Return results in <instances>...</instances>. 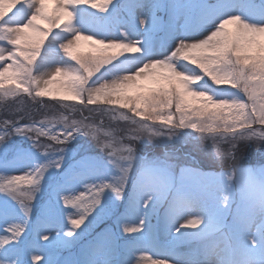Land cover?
<instances>
[{
    "label": "snow or ice",
    "instance_id": "1",
    "mask_svg": "<svg viewBox=\"0 0 264 264\" xmlns=\"http://www.w3.org/2000/svg\"><path fill=\"white\" fill-rule=\"evenodd\" d=\"M22 95L130 127L0 120V264H264V166L209 174L137 147L264 146V0H0V102ZM86 236L75 259L46 254Z\"/></svg>",
    "mask_w": 264,
    "mask_h": 264
},
{
    "label": "rangeland",
    "instance_id": "2",
    "mask_svg": "<svg viewBox=\"0 0 264 264\" xmlns=\"http://www.w3.org/2000/svg\"><path fill=\"white\" fill-rule=\"evenodd\" d=\"M163 1H165V0H163ZM139 2L141 3V4H145V3H151V2H153V0H139ZM206 2H207V0H206ZM255 2L258 4L259 3V0H255ZM141 10H143V9H141ZM92 11H95V10H92ZM10 14V13H9ZM165 19H166V17H165ZM165 35H164V33L163 32H161L160 34H159V37H158V39H160V40H163L162 39V37H164ZM209 82V84L211 85L212 84V82H211V80H209L208 81ZM213 87H216V85H212ZM223 87H228L231 91H235V89H231L230 88V86L229 85H225V86H223ZM49 88H51V89H53L54 91H53V95H57L58 93L55 91V89H57L58 88V85H56V84H53V85H49ZM38 100H39V98H37ZM40 101H42V103L40 102ZM61 102V101H60ZM69 102V101H68ZM70 102H72V101H70ZM61 103H63L64 104V102H61ZM45 104H47V102H45L44 100H43V98H41L40 100H39V102H37V101H33L32 99H30L27 95H22L21 97H18L16 100H12L11 102L10 101H7V102H3L2 103V106H4V108L6 109V111L7 112H9V110L11 109L10 108V106L11 107H17V108H21V107H23L22 108V110H21V113H24V114H28L29 116H37L38 118H33V117H27L25 120H21L20 122L21 123H29V122H31V121H33V120H37V121H39V120H41V119H45V118H48V119H51V118H58V117H53V116H51V115H47L46 114V112L49 110V109H51V107H47V106H45ZM79 105H77V107H78ZM30 107H36V108H33V109H31V110H27V108H30ZM37 107H41V109H38ZM76 107V108H77ZM82 110H84V111H86V113H91V114H96V113H94V112H91V111H89V109H92V108H94L95 106H87V107H84V106H79ZM108 107H111V106H108ZM78 110V109H77ZM121 111H125V110H121ZM54 111H52V113H53ZM74 114H76V113H74ZM77 115V118H74L75 120L76 119H78L77 121H81V120H84V116L81 114V113H77L76 114ZM100 116H103V118H104V120L103 121H105V122H114L115 120H113L112 118H111V114H99ZM129 115H131V114H129ZM69 120H72V119H69ZM84 122L85 123H87V120H84ZM105 122H98V123H96V125H100V126H102L105 130H109V129H112V128H110L108 125H106V123ZM95 125V124H94ZM79 139V138H78ZM81 139H82V141L81 140H79V143L78 144H74V145H71L72 147H77V148H79L80 146H84V147H87V145L89 144V143H91V141H89V140H87V139H85V138H83V137H81ZM45 143H48L49 141H47V140H45L44 141ZM93 147H94V145H93ZM143 147H141V149H142ZM149 153H148V155H146V154H143V155H141L142 157H146L147 159H153V158H156V157H163L164 156V154L165 153H163V154H161V155H155V153L154 152H150V151H148ZM168 153H170V154H172L171 153V150H168L167 151ZM91 154H93V153H91ZM93 155H95V154H93ZM138 155H139V153H138ZM172 156H173V154H172ZM171 163H173V164H175V162H171ZM187 167H189V168H196V169H198L195 165H190V166H187ZM222 172V170H219V171H210L209 173L210 174H218V173H221ZM18 174V173H17ZM186 183H188L189 185H191V186H195L196 185V183H197V181H196V179L195 178H188L187 179V181H186ZM130 188H131V186H130ZM161 207H162V209H161ZM168 207V205H167V203H162V204H158L157 205V208H156V212L159 214V216L158 217H156L155 215L153 216V217H151V223H152V225L153 226H155L156 224H157V219H163V217H164V212H165V209ZM228 220H229V222L231 221V216H229L228 217ZM180 223H183V221H181ZM90 231H92V233L93 234H95V232L96 231H100V227L99 226H97V227H95L94 229H92V230H90ZM50 235H55V232H52V233H50ZM87 237V238H86ZM85 237V239L83 240V243H79V244H77V245H75V246H73L72 248H74L73 250H71V251H68V250H66V249H60L59 251H57V250H55V249H52V250H49L46 254L51 258V259H53V260H71V259H75L80 253H81V250H82V246H83V244H86L90 239H91V237L90 236H86ZM170 240H171V237L166 233V232H164V231H161V230H155L154 229V235H153V243L156 245V248L157 249H159V248H165V247H167L168 246V244H169V242H170ZM124 243H125V241H120V245H121V247H123V245H124ZM79 245H81L79 248H75L76 246H79ZM193 247H195V245H193ZM179 251L182 253V254H186V253H188L189 251H190V249L187 247V246H184V247H181L180 249H179ZM72 252V253H71ZM138 255H139V253H138ZM145 255H151V251H149L148 253H145ZM29 259H30V256H29ZM41 259H44V256H41Z\"/></svg>",
    "mask_w": 264,
    "mask_h": 264
},
{
    "label": "trees",
    "instance_id": "3",
    "mask_svg": "<svg viewBox=\"0 0 264 264\" xmlns=\"http://www.w3.org/2000/svg\"><path fill=\"white\" fill-rule=\"evenodd\" d=\"M179 143L182 144V145H184V146H186V147H188V148H194L205 159H208V158H211L212 157V154H208L207 155V154H205L203 152L205 149L201 146V144H200V142L198 140H192V141L187 142V143L181 141ZM228 147L229 146L226 145V144L225 145H222V144L220 145V148H225V151L228 149ZM261 147H264V146L259 145L256 142H252L251 144H248V143H245V142H241L239 144L238 148L235 150V155L236 156H244V157L249 156V158L251 160H255V159H257L256 157L258 156V154H257L256 151H257V149H259ZM209 148H211L210 145H209ZM213 155H214V153H213ZM204 161H206V160H204ZM211 162H213V161H211ZM211 162H204V163H211Z\"/></svg>",
    "mask_w": 264,
    "mask_h": 264
}]
</instances>
